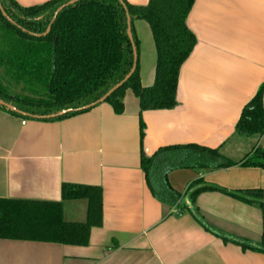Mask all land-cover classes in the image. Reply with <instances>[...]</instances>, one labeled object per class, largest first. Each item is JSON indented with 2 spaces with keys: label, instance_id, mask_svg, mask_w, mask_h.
<instances>
[{
  "label": "crops",
  "instance_id": "crops-1",
  "mask_svg": "<svg viewBox=\"0 0 264 264\" xmlns=\"http://www.w3.org/2000/svg\"><path fill=\"white\" fill-rule=\"evenodd\" d=\"M14 1L27 8L49 0ZM125 1L146 6L149 0ZM186 26L196 44L180 68L171 110L140 112L128 89L120 115L106 103L59 121L0 111V199L56 203L62 184L98 187L102 195V224L91 229L87 246L0 239V264H264L263 254L225 243L186 210L161 203L145 184L141 156L160 148L219 149L233 162L254 147L264 149V134H234L243 107L264 81V0H195ZM131 28L140 83L148 88L156 66L152 34L141 20ZM197 180L226 191L260 190L264 198V170L258 168L168 174L181 195ZM193 208L223 234L264 243V207L214 191L200 193ZM86 217L85 200L63 203L64 222Z\"/></svg>",
  "mask_w": 264,
  "mask_h": 264
},
{
  "label": "trees",
  "instance_id": "trees-1",
  "mask_svg": "<svg viewBox=\"0 0 264 264\" xmlns=\"http://www.w3.org/2000/svg\"><path fill=\"white\" fill-rule=\"evenodd\" d=\"M70 1L73 0H49L23 8L14 0H0L3 12L14 23L10 24L0 13V71L27 92L11 94L0 80V100L32 117L74 110L45 121H59L88 111L76 110L96 103L120 83L133 66L126 15L118 0H80L63 8L52 21L56 10ZM122 1L131 24L141 20L150 28L156 52L154 82L151 87L143 88L136 64L131 77L104 103L109 104L115 114H122L124 93L129 89L139 101L140 112L171 110L177 106L180 68L196 44L186 26L195 0H149L146 6H132ZM48 26L50 29L45 36L31 35L44 34ZM131 33L137 50L138 41L132 28ZM263 97L264 81L243 107L234 129L236 136L251 138L264 134ZM0 111L29 119L3 107ZM139 135L142 140L144 125L141 121ZM140 166L149 192L161 203L186 210L203 229L225 243L264 255V243L253 244L223 234L209 226L193 208L200 193L214 191L263 208L260 190L226 191L197 180L181 195L168 183V174L180 169L214 171L239 166L264 170V149L254 147L244 158L233 162L219 149L169 146L160 148L150 158L141 156ZM77 200L87 202L86 221L64 222L63 203ZM187 202L192 207L188 208ZM101 224L102 195L98 187L62 184L61 201L56 203L0 199L1 240L83 247L88 244L91 229Z\"/></svg>",
  "mask_w": 264,
  "mask_h": 264
},
{
  "label": "water",
  "instance_id": "water-1",
  "mask_svg": "<svg viewBox=\"0 0 264 264\" xmlns=\"http://www.w3.org/2000/svg\"><path fill=\"white\" fill-rule=\"evenodd\" d=\"M80 0H73V1H70L69 3H67L66 5L60 7L59 9L56 10V12L54 13L53 15V19L52 21H54V19L56 18L57 14L65 7L69 6V5H72L76 2H78ZM119 4L122 6V8L124 9L125 11V15H126V22H127V30H126V33H127V37L131 43V47H132V53H133V66H132V69L131 71L129 72V74L118 84H116L115 86H113L102 98H100L96 103L92 104V105H89V106H86L82 109H79V110H76V111H83V110H89L91 108H94L95 106L97 105H100L102 103L105 102V100L112 94L114 93L117 89H119L132 75L135 67H136V64H137V51H136V47L134 45V42H133V38H132V33H131V23H130V18H129V15H128V12H127V9L125 7V4L123 3L122 0H118ZM0 13L1 15L7 20L10 22V24L14 25V23L6 16V14L3 12L1 6H0ZM49 29H50V26H48V28L46 29V32L42 35H36V34H31L35 37H40V36H45L48 32H49ZM23 32H25V30H22ZM0 107H3L5 108L8 112L10 113H14V114H17V115H20L24 118H29V119H41V120H48V119H54V118H59V117H62L68 113H72L74 112V110H64V111H60L56 114H53V115H50V116H45V117H32V116H29L19 110H17L14 106L10 105V104H7L5 102H3L2 100H0Z\"/></svg>",
  "mask_w": 264,
  "mask_h": 264
},
{
  "label": "rangeland",
  "instance_id": "rangeland-1",
  "mask_svg": "<svg viewBox=\"0 0 264 264\" xmlns=\"http://www.w3.org/2000/svg\"><path fill=\"white\" fill-rule=\"evenodd\" d=\"M0 80L9 88L8 91L11 94H27L21 85H16L14 82L6 78L0 71Z\"/></svg>",
  "mask_w": 264,
  "mask_h": 264
}]
</instances>
